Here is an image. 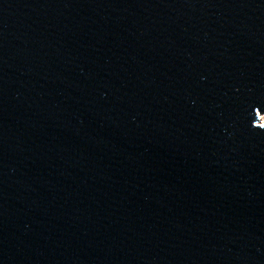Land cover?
<instances>
[{"label":"water","instance_id":"95a60500","mask_svg":"<svg viewBox=\"0 0 264 264\" xmlns=\"http://www.w3.org/2000/svg\"><path fill=\"white\" fill-rule=\"evenodd\" d=\"M264 0H0V264H264Z\"/></svg>","mask_w":264,"mask_h":264},{"label":"bare ground","instance_id":"6f19581e","mask_svg":"<svg viewBox=\"0 0 264 264\" xmlns=\"http://www.w3.org/2000/svg\"><path fill=\"white\" fill-rule=\"evenodd\" d=\"M262 122L264 123V115H262Z\"/></svg>","mask_w":264,"mask_h":264},{"label":"rangeland","instance_id":"374dc122","mask_svg":"<svg viewBox=\"0 0 264 264\" xmlns=\"http://www.w3.org/2000/svg\"><path fill=\"white\" fill-rule=\"evenodd\" d=\"M261 123L264 124V123L262 122V116H261Z\"/></svg>","mask_w":264,"mask_h":264}]
</instances>
